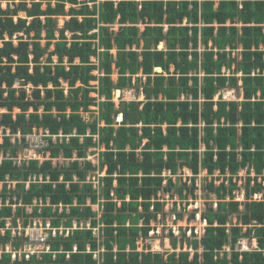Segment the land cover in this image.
I'll use <instances>...</instances> for the list:
<instances>
[{"label": "trees", "instance_id": "obj_1", "mask_svg": "<svg viewBox=\"0 0 264 264\" xmlns=\"http://www.w3.org/2000/svg\"><path fill=\"white\" fill-rule=\"evenodd\" d=\"M133 79L143 101L117 106L115 92ZM225 90L237 99L224 100ZM34 129L46 135L50 157L17 167L12 160ZM97 149L106 152L95 165L88 154ZM0 156V183H17L10 196L0 189L3 204L49 199L71 206L64 226H100L98 235L51 239L52 253L40 259L2 254L0 264H264V0H0ZM105 169L95 190L89 173ZM183 170L193 182L217 172L229 185H209L216 208L200 215L203 234L179 241L171 233L167 257L139 251L164 215L159 194L174 191ZM34 177L43 182L26 190ZM176 192L187 199L183 187ZM11 216V206L0 207V229ZM20 216L21 207L13 223ZM243 238L257 248L241 251ZM179 243L191 251L175 252ZM9 245L21 246L0 232V250Z\"/></svg>", "mask_w": 264, "mask_h": 264}, {"label": "rangeland", "instance_id": "obj_2", "mask_svg": "<svg viewBox=\"0 0 264 264\" xmlns=\"http://www.w3.org/2000/svg\"><path fill=\"white\" fill-rule=\"evenodd\" d=\"M1 6L5 9L7 7L6 2L3 1ZM60 22L63 24V20H61ZM117 28L118 27H116V29ZM161 46H163V44H161ZM155 72L162 73L163 71L161 69H156ZM113 79L116 80L117 76L115 75ZM144 79H142V82H144ZM94 84L95 83H93V85ZM138 87H140V83H137V81H134L133 79L132 86H130L128 89H126L123 92L121 91L115 92L114 94L115 99H113V101L115 102L117 106L119 105L121 100L126 101V102H130V101L142 102L143 96ZM221 95L223 96L224 100H236L237 99V95L235 91L233 90H225L221 93ZM93 96L96 97L97 95L94 94ZM91 109L92 111L96 113V115L98 114L97 108H91ZM117 118H116V123L117 121L119 122L122 121V116H119L118 120ZM90 120H93V117L91 119H86L87 122H91ZM45 136L46 135L42 132V130L37 131L36 129H34L33 134L31 136L26 137V140L28 141L29 145L27 147L21 146V149L18 151L16 159L12 160L13 164L16 165L17 167H24V166L28 167V164L31 160L37 159L40 162H44L45 160L49 159L50 152L46 151L48 141H47V137ZM18 139H20V135L18 138L17 136L12 137L11 141L15 142L16 140L18 141ZM100 152L103 153L106 151L104 149H97L96 151H91V153H95L96 156L91 155L90 158H95L96 163L98 162L97 156ZM1 160H2V156H0V161ZM105 175H106V169L103 170L102 172H99L98 170H96V171L90 172L87 179L92 182L95 181L94 183L97 186L99 179L104 177ZM243 176H244V173H241L238 179L234 178V182L237 183L239 187H241L242 185V181L240 178ZM223 177H227V176H221L217 172L213 176H209L207 175L205 171H201V173L196 178H194V182H193V176L191 175L189 171L187 170L180 171L179 174L173 178V180H174V183L177 185L176 189L183 187L184 194L188 196L187 199L181 200L179 198V195L176 192V189L172 191L170 194H164V193L159 194V198H161V201L164 202V205H165L164 215H160L159 218L156 219V221H152L150 223V227L153 230L149 232L148 238L145 241L139 240L138 250L140 251L142 249H148L153 252L163 253L167 257L168 254H171L173 252L170 239H169V236L171 233H173L175 236H178L179 241L181 239V235L184 233H186L187 236L191 234L200 236L201 234H203L206 223L200 220V215L202 213H205L207 209H209V207H211L212 209L216 208V199L214 195L209 192L210 191L209 185L212 184L215 187H217L221 183H225V186L228 187L229 181H227V178H223ZM33 179L32 180L29 179L28 181L22 183L25 185L26 190L30 189L31 184L33 183ZM193 183H194L195 189L193 192L191 191L192 194H190V189ZM16 184H17L16 182L9 181L6 178L5 182L0 183V189L3 186H6V190H7L6 195L10 196L12 192L15 190ZM234 194L237 196V199H236L237 201L239 202L245 201L243 190L239 191L237 189L234 192ZM253 199L259 201L261 199V196L256 195L253 197ZM228 200L229 198L227 199V201ZM36 201H37V206H35ZM47 201L48 199L43 201L42 199L35 198L32 205H24L22 204V202L19 205H9L11 206L12 216L9 218H4L5 223H6V220H8V223H6V225L7 224L10 225V227H12L13 229L17 228L18 225L23 228H27L29 226V224L25 225V222L27 220L31 222L30 224H33L36 221L42 220L44 216L43 214H40L39 211L42 210V212H44V209L49 208L52 211V216L45 217V218L51 219L52 223L54 219L61 218L59 227L63 229L62 235H65L64 229L71 230V228H65L66 226H64L63 224L66 218L64 220L63 217L61 216L66 215V213L63 212L62 214H59V213L53 214L54 205L50 207H46L45 205L47 204ZM41 202L43 204L42 208L39 206ZM27 206H34L33 207L34 211L32 214H27V213L32 212V209L27 210ZM13 207H16V208H13ZM19 207L23 209L24 216H20L16 218V222L13 223L15 214H17V210ZM35 209H37L38 215H34ZM95 210H98L97 206H95ZM99 211L101 213L100 209ZM193 213L195 214V219L190 218ZM179 216H181L182 218L180 219ZM71 226H67V227H71ZM2 229H0L1 233L4 232ZM58 239H63V238H58ZM58 239H54V240L56 241ZM180 245L181 244L179 243L177 250H175V252L181 253V251L188 250L185 245H183L182 250H181ZM255 247H257L256 241L251 240L249 238H243L239 242V248L244 251H249V250L251 251L253 249H256ZM5 248L3 250H5ZM188 251H191V250H188ZM87 252L88 253L91 252L90 245L87 246ZM54 254H55L54 258H56V253ZM7 255H11V254H7ZM40 258L41 257L39 256L37 259H40ZM12 260L16 261L14 260L13 256H12Z\"/></svg>", "mask_w": 264, "mask_h": 264}, {"label": "built area", "instance_id": "obj_3", "mask_svg": "<svg viewBox=\"0 0 264 264\" xmlns=\"http://www.w3.org/2000/svg\"><path fill=\"white\" fill-rule=\"evenodd\" d=\"M54 140H56V138H54ZM90 157H91V155L89 154L88 160L92 161L95 165L96 164L98 165V162L96 163L95 158H90ZM97 158H98V156H97ZM55 164H56V162H55ZM7 180H8V178H7ZM37 182L42 183L43 178L39 177V181H38L37 177H34L33 183H37ZM94 185H95V183H94ZM74 205L75 206L77 205L76 201H75ZM1 206L8 207L9 201L7 200L3 204V202L0 198V207ZM35 206H37V201L35 202ZM39 206L42 208V206H43L42 202ZM45 206L46 207L52 206V203L49 199H48L47 204ZM33 207L34 206H27V210L32 209V212L27 213V214L33 213V211H34ZM13 208H16V207H13ZM63 212L66 213L65 216L70 215L71 206L70 205H62V204L57 205V206L54 205L53 214H56V213L62 214ZM39 213L42 214L43 213L42 210H40ZM6 223H8V220H6ZM6 223H5V226L2 230L4 232L11 231L13 240H15L16 242H19L21 246L19 247L18 250H15L11 246H7L5 248V250H1L0 256L2 254H11L13 256L14 260H20V261L23 259L29 261L34 256H36L38 258L39 256L41 257L44 254L51 253L52 252L51 251V245L49 244L51 239H58V238L67 239L74 232L82 231V230H92V231H94L95 235H98L99 231H100V226L97 228L96 227L93 228L90 221L77 222V220H75V219L73 220L71 227H65V228H71V230L64 229L65 235H62V232H63L62 228L54 227L52 220L47 219V218H43L42 220L36 221L33 224H30L31 222H29V226L27 228H23V227L18 225L17 228L13 229L12 227H10V225H8V224L6 225ZM74 252H77V248H74ZM100 252L101 251H98L95 253L96 259H98V257H99L98 254Z\"/></svg>", "mask_w": 264, "mask_h": 264}, {"label": "crops", "instance_id": "obj_4", "mask_svg": "<svg viewBox=\"0 0 264 264\" xmlns=\"http://www.w3.org/2000/svg\"><path fill=\"white\" fill-rule=\"evenodd\" d=\"M161 46V45H160ZM160 48H163V46L162 47H160ZM156 70V69H155ZM100 172V171H99ZM75 180H77V178L75 177ZM90 182H92V181H90V180H88L87 181V183H90ZM93 183H94V181H93ZM99 187H100V184L98 183V185L97 186H95L94 185V189L95 190H98L99 189ZM88 202H90V200H88ZM95 206H97V205H95ZM95 206H94V209H95ZM99 209H100V207H99ZM96 212H100L99 210H96ZM100 216H101V213H100ZM253 240H255V239H253ZM256 241V240H255ZM257 243V242H256ZM255 248H257V247H255ZM241 250V249H240ZM241 251H244V250H241ZM250 251V250H249Z\"/></svg>", "mask_w": 264, "mask_h": 264}, {"label": "bare ground", "instance_id": "obj_5", "mask_svg": "<svg viewBox=\"0 0 264 264\" xmlns=\"http://www.w3.org/2000/svg\"><path fill=\"white\" fill-rule=\"evenodd\" d=\"M160 47H162V46H160ZM159 69V68H158ZM97 207H98V210H99V205H97Z\"/></svg>", "mask_w": 264, "mask_h": 264}]
</instances>
